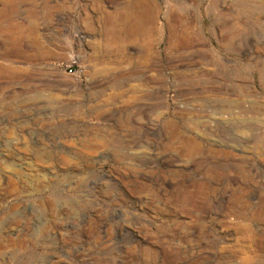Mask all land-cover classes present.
I'll list each match as a JSON object with an SVG mask.
<instances>
[{
  "label": "rangeland",
  "instance_id": "374dc122",
  "mask_svg": "<svg viewBox=\"0 0 264 264\" xmlns=\"http://www.w3.org/2000/svg\"><path fill=\"white\" fill-rule=\"evenodd\" d=\"M0 264H264V0H0Z\"/></svg>",
  "mask_w": 264,
  "mask_h": 264
},
{
  "label": "built area",
  "instance_id": "2783aa9c",
  "mask_svg": "<svg viewBox=\"0 0 264 264\" xmlns=\"http://www.w3.org/2000/svg\"><path fill=\"white\" fill-rule=\"evenodd\" d=\"M70 72H73V70H72V69H69V73H70Z\"/></svg>",
  "mask_w": 264,
  "mask_h": 264
},
{
  "label": "bare ground",
  "instance_id": "6f19581e",
  "mask_svg": "<svg viewBox=\"0 0 264 264\" xmlns=\"http://www.w3.org/2000/svg\"><path fill=\"white\" fill-rule=\"evenodd\" d=\"M120 19V18H119Z\"/></svg>",
  "mask_w": 264,
  "mask_h": 264
}]
</instances>
